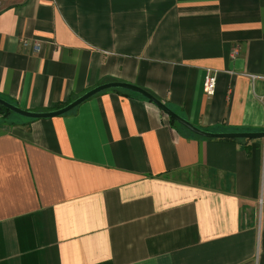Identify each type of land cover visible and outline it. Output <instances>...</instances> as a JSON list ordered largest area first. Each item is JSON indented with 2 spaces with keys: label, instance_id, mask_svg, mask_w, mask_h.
I'll list each match as a JSON object with an SVG mask.
<instances>
[{
  "label": "crops",
  "instance_id": "0c3cea01",
  "mask_svg": "<svg viewBox=\"0 0 264 264\" xmlns=\"http://www.w3.org/2000/svg\"><path fill=\"white\" fill-rule=\"evenodd\" d=\"M0 2L18 108L124 82L200 130H264V0ZM0 264H264V140L198 137L126 90L0 115Z\"/></svg>",
  "mask_w": 264,
  "mask_h": 264
},
{
  "label": "water",
  "instance_id": "95a60500",
  "mask_svg": "<svg viewBox=\"0 0 264 264\" xmlns=\"http://www.w3.org/2000/svg\"><path fill=\"white\" fill-rule=\"evenodd\" d=\"M106 90H126L135 94H138L139 96L145 98L149 102L153 103L157 108L162 110L170 119L175 121L178 125L185 128L187 131L191 132L192 134L201 137V138H207V139H263L264 140V130L262 132H255V133H210L203 130L198 129L185 119L181 118L179 115H177L175 112H173L171 109H169L163 102L155 98L152 94L149 92L139 88L138 86H135L133 84H128L124 82H108L102 85H99L81 96L73 99L66 105L52 111L47 112H30L23 110L21 108H18L5 100L0 98V106L5 108L6 110L20 115L22 117L28 118V119H46V118H52L61 116L72 109H74L76 106L87 100L88 98Z\"/></svg>",
  "mask_w": 264,
  "mask_h": 264
},
{
  "label": "built area",
  "instance_id": "2783aa9c",
  "mask_svg": "<svg viewBox=\"0 0 264 264\" xmlns=\"http://www.w3.org/2000/svg\"><path fill=\"white\" fill-rule=\"evenodd\" d=\"M1 7V2H0ZM33 49L38 50L39 45L33 44ZM237 54V49L233 51V55ZM216 85V73L213 71H208L205 75L204 82H203V91L207 96H212L214 94Z\"/></svg>",
  "mask_w": 264,
  "mask_h": 264
},
{
  "label": "trees",
  "instance_id": "16d2710c",
  "mask_svg": "<svg viewBox=\"0 0 264 264\" xmlns=\"http://www.w3.org/2000/svg\"><path fill=\"white\" fill-rule=\"evenodd\" d=\"M70 101H68L67 103H69ZM66 103V104H67ZM66 104H64V105H66ZM64 105H62V106H64ZM61 106V107H62ZM0 115L3 117V118H6V117H9V116H11L12 115V112H10V111H8V110H6L5 108H3V107H1L0 106ZM169 122H170V124L171 125H173L174 127H177L178 126V124L175 122V121H173L172 119H170L169 118Z\"/></svg>",
  "mask_w": 264,
  "mask_h": 264
},
{
  "label": "rangeland",
  "instance_id": "374dc122",
  "mask_svg": "<svg viewBox=\"0 0 264 264\" xmlns=\"http://www.w3.org/2000/svg\"><path fill=\"white\" fill-rule=\"evenodd\" d=\"M11 117L16 118V119H21V120H30L28 118L22 117L20 115L14 114V113H12Z\"/></svg>",
  "mask_w": 264,
  "mask_h": 264
}]
</instances>
